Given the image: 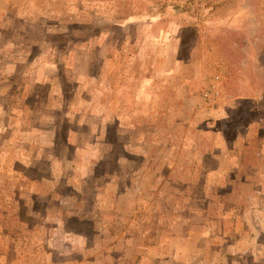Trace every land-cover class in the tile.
<instances>
[{"label": "rangeland", "instance_id": "1", "mask_svg": "<svg viewBox=\"0 0 264 264\" xmlns=\"http://www.w3.org/2000/svg\"><path fill=\"white\" fill-rule=\"evenodd\" d=\"M0 100V264H264V0H0Z\"/></svg>", "mask_w": 264, "mask_h": 264}, {"label": "crops", "instance_id": "2", "mask_svg": "<svg viewBox=\"0 0 264 264\" xmlns=\"http://www.w3.org/2000/svg\"><path fill=\"white\" fill-rule=\"evenodd\" d=\"M30 5V4H29ZM101 15H96L95 17V20L93 21L94 24H96V20L97 21H101V20H107L109 21L110 23H112L113 25V28L116 26V27H119L123 33V41L121 43V45H114V42H112V40L109 42V45H112V49L109 48V55L107 57H105V61L102 62L101 66L105 67V69H102V74L103 73H107L109 68L106 69V66L108 67V65L110 64L111 60L113 59V54H114V51H117V50H121L124 45L126 44V42H128V38H129V33L130 31L126 30V26L127 24L132 21H125V22H119V23H116L118 21H116V17H114L113 15H108L110 13H101L99 12ZM36 16V15H34ZM149 18V17H147ZM81 22V21H80ZM91 22V23H93ZM79 23V21L77 22ZM84 23V22H83ZM90 24V23H88ZM119 24V25H117ZM112 30V29H110ZM106 30H102V31H99L98 33H96L94 35V43H97V38H99L98 40H102L104 37H106ZM108 33V32H107ZM109 35H114L113 32L111 33H108ZM113 38V36H111ZM103 46H104V43L102 42L101 43ZM38 47V45H35ZM100 46V45H99ZM106 47V46H105ZM2 51L4 50H13V53L11 55H15L14 57V60L11 62L13 65L15 66H26L27 68L25 69V72H24V76H27L28 75V67H31V66H35L37 64V60H38V57H36V54L35 55H31L33 57H23L22 54H20V52L17 51V49H21L20 45L17 43V42H10V41H7V44L6 45H3L2 46ZM23 49V47H22ZM40 54V53H39ZM38 56V54H37ZM28 61H25L27 60ZM67 67L68 64L66 63V59H56V61H49V63H46V65H49V66H58V65H62ZM45 65V66H46ZM28 70V71H27ZM23 76V75H22ZM43 81L50 84L52 87H56V91H52V94L54 96V98H58L59 101L62 100V102L64 101L65 99V95H64V92H63V83L62 81L60 80L59 76H57L55 73H54V70H48L47 72H45V74L43 75ZM144 82H149L150 85H151V79L148 78V79H145ZM53 83V84H52ZM5 95L7 94H1V97L3 98ZM28 97V95H25L24 96V99H26ZM25 101L23 100L20 104L18 103V106L21 105L22 106V110L21 111H15L13 109V106L12 105H9L6 103V101H1L0 100V141H8V140H16L17 137H16V131L18 130V132L20 130L23 129V121H24V118L25 116H28L29 113V109L31 107H26L27 105L24 103ZM74 104V103H73ZM17 106V105H16ZM67 108L65 111H66V114L68 113V111L72 112L71 111V107L67 106L65 107ZM44 111L46 110V108H43ZM55 110L56 107L52 106V107H47V110ZM59 109V108H58ZM61 109V108H60ZM33 110V109H32ZM109 111V110H108ZM33 112V111H32ZM15 113L17 114H22V115H17V116H14ZM76 114H79V113H76ZM31 126V129L34 131V130H37L36 128H39L38 125H30ZM43 139H40V141H42ZM53 141V140H51ZM55 141H58V140H55ZM63 141H69L68 138L65 136V138L63 139Z\"/></svg>", "mask_w": 264, "mask_h": 264}, {"label": "trees", "instance_id": "3", "mask_svg": "<svg viewBox=\"0 0 264 264\" xmlns=\"http://www.w3.org/2000/svg\"><path fill=\"white\" fill-rule=\"evenodd\" d=\"M112 26H113V25H112V23H111V24H110V27H112ZM102 30H106V31H107L108 28H104V29H102ZM102 30H101V31H102ZM107 38H108V39H111L112 37H107ZM107 42H108V41H107Z\"/></svg>", "mask_w": 264, "mask_h": 264}]
</instances>
